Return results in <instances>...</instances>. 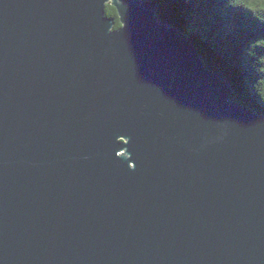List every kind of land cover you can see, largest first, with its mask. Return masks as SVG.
<instances>
[{
	"label": "water",
	"instance_id": "1",
	"mask_svg": "<svg viewBox=\"0 0 264 264\" xmlns=\"http://www.w3.org/2000/svg\"><path fill=\"white\" fill-rule=\"evenodd\" d=\"M159 11L0 0V264H264V112Z\"/></svg>",
	"mask_w": 264,
	"mask_h": 264
},
{
	"label": "trees",
	"instance_id": "2",
	"mask_svg": "<svg viewBox=\"0 0 264 264\" xmlns=\"http://www.w3.org/2000/svg\"><path fill=\"white\" fill-rule=\"evenodd\" d=\"M155 1L163 18L194 37L206 66L233 82V98L264 112V0ZM107 13L121 26L111 4Z\"/></svg>",
	"mask_w": 264,
	"mask_h": 264
}]
</instances>
